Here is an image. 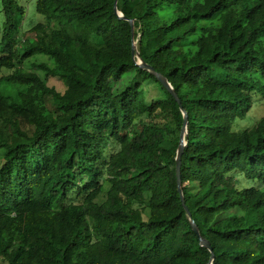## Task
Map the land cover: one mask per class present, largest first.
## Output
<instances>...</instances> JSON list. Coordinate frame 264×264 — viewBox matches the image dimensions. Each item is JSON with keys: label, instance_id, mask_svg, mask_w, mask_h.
Segmentation results:
<instances>
[{"label": "trees", "instance_id": "obj_1", "mask_svg": "<svg viewBox=\"0 0 264 264\" xmlns=\"http://www.w3.org/2000/svg\"><path fill=\"white\" fill-rule=\"evenodd\" d=\"M1 5L0 264H208L178 188L183 112L115 0H37L57 26L24 38L25 7ZM118 9L188 113L183 193L213 264H264V115L237 126L264 103V0Z\"/></svg>", "mask_w": 264, "mask_h": 264}, {"label": "water", "instance_id": "obj_2", "mask_svg": "<svg viewBox=\"0 0 264 264\" xmlns=\"http://www.w3.org/2000/svg\"><path fill=\"white\" fill-rule=\"evenodd\" d=\"M115 10L121 18L128 19L131 23L132 36H133L132 50H133L134 58L136 59V63L140 67H142L144 69H148L152 74H154L162 82V84L173 94V96L176 98V100L180 104V108H181L183 115H184V121H183V125H182L181 132H180V142H179V146L177 149V157H176V159H177L178 188L180 191V195L182 198L183 205H184L185 209L187 210L188 218L192 224L193 229L195 230V232L198 234V236L200 238L201 245L207 247L210 251H212V256H211L208 264H213V261L215 258V254L213 252V246H212L211 242L201 234L200 229H199L196 221L194 220V218L192 216V212L190 211V209L188 208V206L186 204L184 193H183V186H182V180H181V164H182L181 160H182V155L185 151V147L187 146L188 122H189L188 113H187L186 109H184V107L182 105V101H181L175 87L172 85V83L169 81V79L165 75H163L162 73L158 72L151 64L146 62L141 57L139 50L137 48L136 41L134 39V30H135L134 19L128 18L127 16H125L123 14V12L121 10L118 9V0H115Z\"/></svg>", "mask_w": 264, "mask_h": 264}, {"label": "rangeland", "instance_id": "obj_3", "mask_svg": "<svg viewBox=\"0 0 264 264\" xmlns=\"http://www.w3.org/2000/svg\"><path fill=\"white\" fill-rule=\"evenodd\" d=\"M20 4L23 5L26 9V14L22 20V26H21V31L19 33V36L21 38H24L26 36L31 35L30 34V29L37 23L44 22V23H49L53 26H57V21L55 20H48L45 15L38 13L36 11V2L37 0H19ZM0 21H4V14L2 12V5H1V0H0ZM48 60V57L44 56H37L34 59H32V62H40V61H46ZM29 68H32V66H29ZM42 72V71H40ZM44 75V73L42 72ZM49 82L51 85H56L58 89H63L64 85L62 84L61 81L55 78H50ZM152 91L154 92H160L158 87L152 88ZM264 115V103L260 102L257 103L253 106L252 111L243 119H239L237 122V126L239 128H245L248 126L253 125L254 123L258 122L260 117Z\"/></svg>", "mask_w": 264, "mask_h": 264}]
</instances>
